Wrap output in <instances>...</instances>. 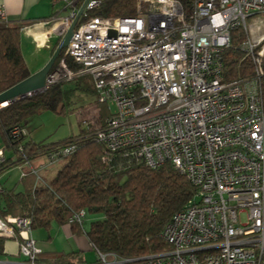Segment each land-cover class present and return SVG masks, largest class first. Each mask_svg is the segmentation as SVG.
<instances>
[{"label": "built area", "instance_id": "1", "mask_svg": "<svg viewBox=\"0 0 264 264\" xmlns=\"http://www.w3.org/2000/svg\"><path fill=\"white\" fill-rule=\"evenodd\" d=\"M65 1L70 13L48 22L56 42L80 9ZM101 3L88 2L54 82L63 73L92 75L99 103L115 106L97 139L110 152L132 150L152 168L173 163L196 193L163 230L169 249L133 259L96 251L85 264H264V0H191L190 9L180 0H138L134 16L93 15ZM234 30L243 31L239 47L256 72L225 81L223 52ZM11 134L27 133L15 126ZM75 148L54 149L51 162ZM6 161L0 145V167ZM85 216L81 210L69 222ZM0 232L18 234L21 252L37 264L29 218H0Z\"/></svg>", "mask_w": 264, "mask_h": 264}, {"label": "trees", "instance_id": "2", "mask_svg": "<svg viewBox=\"0 0 264 264\" xmlns=\"http://www.w3.org/2000/svg\"><path fill=\"white\" fill-rule=\"evenodd\" d=\"M185 9L191 0H180ZM78 0L76 5L83 4ZM138 0H102L92 11L103 17L134 16ZM25 21H0V93L29 77L32 73L26 63L21 46V29ZM229 48L223 52L224 79L233 81L251 78L255 65L245 57L239 45L244 38L242 30H234ZM58 41L55 43V51ZM59 55L57 66L64 57ZM70 70L81 66L67 56ZM76 90H85L77 78L52 83L44 92L12 102L0 108V136L6 149L16 155L15 161H6L7 167L32 161L54 149L75 144V150L62 158V166L49 180H39L32 172L22 180L23 191L7 189L0 192V217L29 218L30 230H49L54 223H70L72 216L85 210L96 216L88 228L71 223L76 232H84L95 251L113 253L124 259H133L167 250L170 245L162 236L165 226L175 212L183 209L196 193V188L171 162L152 168L132 150L110 152L96 137L108 114H103L96 99L77 112L81 127L77 135L51 143H36L27 134L15 139L12 128L26 127L28 119L44 110L67 113ZM96 95L95 89L87 88ZM260 91L264 105V57ZM92 108H97L93 113ZM22 146V150H20ZM27 162V163H28ZM7 236L0 232V251ZM55 255V254H54ZM74 254H56L57 259ZM43 253L38 255L41 261ZM82 264L88 262H81Z\"/></svg>", "mask_w": 264, "mask_h": 264}, {"label": "crops", "instance_id": "3", "mask_svg": "<svg viewBox=\"0 0 264 264\" xmlns=\"http://www.w3.org/2000/svg\"><path fill=\"white\" fill-rule=\"evenodd\" d=\"M77 1L74 0L75 4ZM81 5H76V7L80 8ZM2 11L6 14V19L4 20L8 22H27L21 29L23 55L31 73L40 70L52 56L56 43V36L50 33L51 25L48 24L49 19L68 15L71 11L70 6L67 5L65 0L57 2L52 0H0V14ZM1 20L2 18L0 17ZM25 128L27 129V127ZM26 133L28 138L36 143H49L38 140L30 130H27ZM0 145H6L1 136ZM6 156L7 161L16 160V155L12 150L6 149ZM43 159L42 155L34 159L32 164L34 166L43 164ZM30 164L25 162L0 171V192L7 189L23 191L22 180L24 175L22 176V174L31 172L33 165ZM43 170L46 173L48 172V177L44 176L43 180H49L58 169L53 171L46 167ZM29 234L36 241L41 253H43L41 261L37 259V264H82L81 262H89L85 257V251L94 250L86 234L84 232H76L70 223H54L49 230H30ZM6 236L2 243L0 259L5 264H31L30 259L21 252L22 239L19 235ZM54 254H74V257L68 259L64 256L61 259H57Z\"/></svg>", "mask_w": 264, "mask_h": 264}, {"label": "rangeland", "instance_id": "4", "mask_svg": "<svg viewBox=\"0 0 264 264\" xmlns=\"http://www.w3.org/2000/svg\"><path fill=\"white\" fill-rule=\"evenodd\" d=\"M258 19L259 17H255L251 22L254 23ZM49 21H51V19H49ZM76 78L79 81V84L85 86V90H76L72 102H70L68 106L69 108L67 110V113L58 114L50 110H44L40 113H36L28 119L26 125L27 129L25 128L26 132L27 130H30L31 133L38 140L47 141L49 143L52 141L57 142L64 140L69 136L77 135L80 132L81 127L78 122L77 112L83 109L84 107H86L87 105H89L90 102H93L97 99L96 95H94L93 93H89L86 90L87 88L94 89L93 76L90 74H83L77 77L76 76L71 77L63 73L60 76V78L54 83L67 81V80L72 81L75 80ZM101 109L103 111V114H108V113L111 114V112H113V110L115 109V106H111V110H110L108 108V104H102ZM22 136L23 135H21V137ZM43 157H44L43 159L44 161H42L43 164H37L35 166L34 164H32L34 160L29 162L26 161L28 163H31L30 165H33L31 168V172L42 180L44 176L48 177V172L46 173L44 171L45 169L43 170V168L47 167L54 171L59 169L64 162L62 159L51 162V158L49 154H45L43 155ZM35 172L38 173L36 174ZM95 217L96 216L89 214L85 216L84 218L85 228H88L90 226V223L95 219ZM84 254L86 259L89 261L88 263H93L97 259V253L95 250L85 251Z\"/></svg>", "mask_w": 264, "mask_h": 264}, {"label": "water", "instance_id": "5", "mask_svg": "<svg viewBox=\"0 0 264 264\" xmlns=\"http://www.w3.org/2000/svg\"><path fill=\"white\" fill-rule=\"evenodd\" d=\"M89 1L90 0H84L75 19L64 36L60 39L48 62L40 70L32 73L26 79L0 93V108L5 107L12 102L44 92L50 84L55 81L54 73L58 70V65L55 66L56 61L61 52L68 47L74 34V30Z\"/></svg>", "mask_w": 264, "mask_h": 264}]
</instances>
